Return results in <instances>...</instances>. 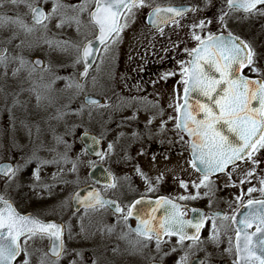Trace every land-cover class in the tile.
<instances>
[{
    "label": "snow or ice",
    "instance_id": "6c2138e0",
    "mask_svg": "<svg viewBox=\"0 0 264 264\" xmlns=\"http://www.w3.org/2000/svg\"><path fill=\"white\" fill-rule=\"evenodd\" d=\"M49 2L51 8L46 11L44 6ZM9 3L15 9L23 6L28 12L26 14L18 11L13 14L0 12V29H12L11 35L3 43L11 44L14 40H20L16 45V48L20 49L17 55L9 56V49L0 47V69H3V76L7 80L10 67L15 65L11 67V77L18 79L21 73L26 72V80L31 84V87L24 88V81H21L18 91L6 93V96L11 97L13 108L28 103L20 99V95L25 91L35 96L37 108L51 107L54 100L49 93L58 79L66 80V88L75 89V96L79 97L84 93L89 69L98 57L95 42L98 41L103 45V50L107 53L109 42L115 44L119 41L122 32L129 25L130 18L134 17L137 11L149 9L147 14L149 26L156 28L163 36L164 26L169 24L179 26L180 19L187 13L199 10L197 7L153 5L148 3V0H79V3H68L66 0H9ZM4 6L0 3V8ZM234 11L243 12L245 18L252 14L264 16V0H226V8L222 6L220 14L215 18L218 29L216 32L210 28L213 24L211 19H201L188 25L195 46L183 49L189 59L177 61L180 79L174 90L176 102L169 105L174 108L176 115L162 121L161 129H164L168 121H174V131L179 136V142L190 154L187 163L199 174L196 179L188 181L174 177L185 191H188L190 185L195 189L194 193L177 197L176 200L179 201L196 200L201 195V188L212 191L214 182L211 177L217 173H224L230 177L229 167L235 169L240 161L253 166L246 173V177L254 176L255 169L264 162L257 158L264 150V66L260 65L261 57L255 48L228 28L229 18ZM85 15L87 22L84 20ZM52 26L58 30L57 33L52 32ZM65 28H74L78 35L82 34V28L85 29L84 38L74 40L65 37L63 35ZM90 31L93 39L88 37ZM21 35L25 38L21 39ZM168 39L171 40V37ZM42 45H47L49 50L60 52L73 50L75 52L73 63L84 65L83 72L79 73L80 79L56 76L52 73L51 66L45 65L44 60L28 59L25 56V50L32 51ZM245 70L253 73L254 77L246 75ZM175 75H177L175 70L167 71L161 78L167 79ZM129 99L133 103L143 104L146 109L158 106V102L150 101L146 96H133ZM111 106V104H103L100 99H95L90 94H85L77 105V111L82 112L86 107ZM163 111L162 108L159 109L161 116ZM64 115H66L64 111L57 110L52 118L59 120ZM155 119L156 115H153L148 123L151 124ZM145 127L147 128V125ZM28 131L31 136V127ZM36 133L39 135V127L36 128ZM133 136H139V133H133ZM56 139L58 143H67L63 137ZM79 139L82 144L81 155H94L100 161H104L114 153V143H109L107 151H103L99 148L100 139L88 131H85ZM140 154H144L143 150ZM165 158L167 159V154ZM155 159L156 156L153 155L152 160ZM33 160L42 167L46 164L59 165L61 161L67 163L68 156L67 153H58L50 160H41L34 150L31 156L25 159L24 165L11 163L0 165V176L6 182L0 190V264H32V253L27 248L29 240L35 243L36 240L48 239L51 242L48 251L42 252L39 264H60L67 253L63 238L64 225L45 222L32 215H21L14 206V200L11 199L13 191L19 189V184L16 183L18 173L23 166ZM79 163L81 161L77 157V160L72 162V172H77ZM88 165L93 168V172L97 167H102V164L97 165L94 161H89ZM41 167H37L33 173L35 181L41 180ZM136 171L145 180L148 191H155L153 179L139 167ZM52 178L56 180L57 174L54 173ZM162 179L163 173H160L155 177V182L159 183ZM62 182L67 183V181ZM75 182L79 183V177ZM100 182L96 180V183ZM244 182L241 180V184ZM260 183L264 185V179ZM117 186L116 177L109 173L105 187L116 189ZM46 187L50 189L51 185ZM256 191L258 189L255 187L248 188L249 199L246 205L243 203L245 195L243 192L237 197L241 206L245 208L242 214L237 213L231 218L226 215L221 217L220 213L212 214L223 220L231 219L236 224L234 264H264V199H252V193ZM259 191L264 193V187ZM73 200L85 210L111 208L119 217L118 223L122 220L128 228L127 232L122 233L121 239H128L132 233H135L137 239L130 241L134 249L137 246L147 247L154 240L159 250L163 237H176L179 245L184 246L188 241L190 248L195 247L200 243V232L208 218V214L199 209L186 210L185 205L168 197H159L155 201H145L141 197L129 204L125 213V209L116 200L103 198L95 187L83 197L79 192L74 193ZM145 203L151 206V214L137 209V205ZM160 208L164 209V213L158 219L155 213ZM186 211H191L194 218L186 219ZM237 215L241 218L237 219ZM133 217L138 221L135 228L128 223ZM253 228L254 231H249ZM189 229L192 231L190 232ZM212 229V239L217 240L219 230L215 220ZM113 230L114 226L108 227L109 232ZM229 243L231 244V238ZM171 251H176V248L173 247ZM229 251L232 249L229 248ZM22 255L23 259H18ZM77 255H81L82 258V254L77 253ZM186 261L187 253L181 257L179 264H186ZM70 264H76V261H70ZM200 264L204 262L200 261Z\"/></svg>",
    "mask_w": 264,
    "mask_h": 264
},
{
    "label": "rangeland",
    "instance_id": "374dc122",
    "mask_svg": "<svg viewBox=\"0 0 264 264\" xmlns=\"http://www.w3.org/2000/svg\"><path fill=\"white\" fill-rule=\"evenodd\" d=\"M0 2L5 5L0 8V12L13 14L18 11L10 3H4L9 0H0ZM66 2L79 3V0H66ZM233 20L234 30L240 32L255 48L261 57L259 63L264 66V16L252 14L245 18V16L241 17L235 14ZM132 29L133 32L130 31V27L126 28L117 43H110L107 53L103 50L100 59L87 77L84 93L79 97L75 96V89L66 88V80H56L49 93L54 103L47 109L37 108L35 96L28 91L20 95L21 101L28 103L13 108L11 97L6 96V93L18 91L21 81H24V88L31 87V84L26 80V72L21 73L18 79L11 77V67H15V65L10 67L7 80L3 76V69H0V89H3L0 90V163L9 161L13 165H24L25 159L31 156L34 150L37 151L41 160H50L58 153H67L68 156V162L61 161L59 165L46 164L41 167L36 160H33L23 166L16 178L19 189L13 191L11 195V199L22 212L32 213L43 220L57 219L65 222L67 240H69V248L67 249L66 243V249L70 253L64 255L60 264H70V261H76V264H93V262L95 264H119L115 260V253L114 255L110 253L112 248L107 247L108 243L104 242L102 237L98 238L97 235L93 237L95 238L93 241L91 238L87 239L94 235V232L85 234L92 229L88 224L80 222L89 213L100 217L101 209L76 215L71 208L70 201L73 193L88 180L87 173L91 167L88 162L100 161L89 155H81L82 144L79 137L82 132L91 131L101 136L103 151H107L109 143H114V152H122L117 159H112L109 162L119 180L117 181V192L132 182L144 184L145 180L136 171L137 167H140L149 176L156 177L163 173V177L170 180L178 177L188 181L198 177L187 163L190 155L185 151V146L179 142V136L174 131V121H168L164 129H161L162 121L168 120L169 116L176 115L174 108L169 107L170 104H173L172 90H167L169 93L164 92L162 96L159 90H155L157 95L150 99L153 102H158L157 108H153L154 111L145 110L144 105L137 102L133 103L128 99L127 101L121 100L122 98L117 95L118 93L126 95L124 82L127 81L124 75L121 77L122 69L119 68L117 72H114L116 66L120 65L117 64L118 58L123 60L132 51L131 48L138 50L141 41L148 37L145 25L136 23ZM51 30L53 33L58 32L54 26L51 27ZM84 32L85 29L82 28V34L78 35L74 28H65L63 35L74 40H82ZM2 33L5 32L0 29V44L12 47V52H9L8 55L19 54L20 49L16 48V45L20 41L14 40L11 44H4L3 41L7 38L1 37ZM136 33L137 39L134 38ZM88 37H93L91 31L88 32ZM28 39H32V37ZM24 54L28 59H32L35 55L41 56L45 65H50L52 73L56 76L78 79V72L82 64L73 63L75 52L71 49L67 52H60L49 50L47 45H42L32 51L25 50ZM119 54L120 56H118ZM108 65L109 67L105 68ZM156 81L158 80L154 79L151 82L156 83ZM129 93L130 95L126 96H134L131 90ZM85 94L101 96L105 98L104 104L112 106L86 107L82 112H79L77 105ZM160 107L164 110L163 116L159 114ZM57 110L64 111L66 115L59 120L53 119ZM153 115H156V119L149 124ZM29 127L32 130L31 136H29ZM37 127L40 129L39 135L36 133ZM133 133H139V136H133ZM57 137H63L67 143H58ZM141 150H143V155L140 154ZM166 154L167 159L165 158ZM153 155L156 156L155 161L152 160ZM77 157L80 158L81 163L78 164L77 172H72V162L76 161ZM257 158L264 161V150L259 153ZM37 167H41L40 181H35L33 175ZM252 168L250 163L241 161L238 167L232 169L230 177L224 174L212 179L213 187L223 188L224 193H229L232 181L241 183V180H244L247 190L250 187L258 189L252 195H264L259 191L261 187H264L260 183L264 179V162L255 169L254 176L246 177V173ZM54 173L57 174L56 180L52 178ZM78 177L79 183H76ZM62 181H67V183ZM127 181L130 182L127 183ZM5 183L4 178L0 176V190L3 189ZM46 185H51V188L49 189ZM168 190L179 192L176 188ZM92 228L95 229V226ZM88 245L99 246L101 248L99 254L103 253V256L99 255L98 259L97 255L92 262H89L81 251ZM47 246V239L36 240L35 243L32 240L28 241L27 248L32 253V264H39L42 252L46 251ZM76 251L77 253L81 252L82 258L81 255L76 254L77 258L72 259L71 252L76 253Z\"/></svg>",
    "mask_w": 264,
    "mask_h": 264
},
{
    "label": "flooded vegetation",
    "instance_id": "af4514ba",
    "mask_svg": "<svg viewBox=\"0 0 264 264\" xmlns=\"http://www.w3.org/2000/svg\"><path fill=\"white\" fill-rule=\"evenodd\" d=\"M4 3H9V2H4ZM148 3L153 5H160V6L188 5L191 7H197L199 10L195 12L187 13L185 17L180 19L179 26L172 24L164 26L163 36L159 34L156 28L149 26L147 21V14L150 11L149 9H141L137 11L135 16L130 18L129 25L127 28L130 27V31L133 32L132 26H134L136 23L145 25V30L147 31L148 37L144 39V41H141L140 48L138 50H134L131 48L132 51L129 52L128 55H126L123 60L118 58L117 64L120 65L116 66V70H114V72H117L119 68L122 69L121 77L124 75L125 78L127 79V81L124 82V86H125L124 89L126 90L125 91L126 95H130L129 92L131 90L134 96L136 97L146 96L150 100L152 97L154 98V96L157 95V92H155V90H159V92L162 93L161 96L164 94V92H167V90L168 91L172 90L173 104H175L176 95L174 90L177 88V81L180 79L178 74L179 64L177 63V61L189 59L187 53H185L183 49L185 47L191 48L195 46V41L191 39L190 28L188 27V25L194 22H198L201 19H205V20L211 19L213 20V24L210 26V28L213 32H216L218 29L215 22V18L220 14V9L222 6L226 8V0H210V4H209V0H148ZM44 7L46 11L50 10L51 3L49 2ZM18 12L21 14H26L28 12V9L21 6L18 8ZM235 14L241 17L245 16V14L241 11H234L229 18L228 28L248 42V40L240 32L234 30L233 17ZM85 19L87 22V15H85L84 20ZM11 31H12L11 28L7 30H3V32L5 33H2L1 37L7 38L9 35H11ZM169 37H171V40L168 39ZM24 38L25 37L21 35V39ZM28 38L29 37H27V39ZM93 38L94 37H91L90 39ZM134 38L135 39L138 38L137 33L136 36H134ZM17 41L19 42L20 40L17 39ZM110 43L111 42H109V44ZM0 45L7 47L10 53L12 52L11 45H9V47L3 44ZM103 49L104 46L100 48L95 64L100 59ZM118 56H120V54ZM37 57H40L42 60H44L39 55H35L34 57H32V59ZM95 64L92 67V69L95 67ZM108 67L109 65L105 66V68ZM173 70L177 72V75L170 76L167 79L161 78L163 73ZM245 74L254 77V74L248 72L247 70H245ZM154 79L158 81H156V83L151 82ZM117 95L119 98H122L121 100L127 101L128 99L129 101H131L129 99L130 97L126 96L123 93H118ZM181 95H182V86H181ZM103 99L105 100V98ZM144 109L147 111L149 110L154 111L153 108L146 109L145 106ZM121 153H122L121 151H116L107 158H105L106 160L95 162L96 164L100 163L104 165L105 168L108 171H110V173L113 176L116 177L117 181H119L117 174L110 167L109 162L112 159H117L121 155ZM3 163L4 162H1L0 165H2ZM91 168L92 167L89 168L87 173V179H88L87 182L83 184L81 187L92 183L89 178V172ZM232 169H233L232 167H229L228 172L231 173ZM196 174L199 176L198 173ZM219 175H224V173ZM219 175L212 176L211 179H215ZM149 177L153 179V183L155 184V191H151V192L148 191V185L146 184V182H143L144 184L142 183L136 184L135 182L129 183L125 188L122 187L121 189H119L118 192L116 190L117 188L116 189L106 188L105 185H96V187L99 189L100 193L105 198L116 200L125 209V213L127 212L128 205L140 197H150V198L168 197L170 199L175 200V202L179 204L185 205L186 210L191 208L199 209L201 212L208 214V218L206 219L204 227L200 232V243L197 246L190 248L188 246L190 242L188 241L185 242L184 246H181L177 243L176 237H171V238L163 237L159 250H157L156 242L154 240L150 242L147 247L137 246L134 249L130 241H135L137 239L135 233H132L128 237V239H121L122 233L127 232L128 228L125 226L122 220H119L118 223L119 217L118 215L113 213L111 208H102L100 210L101 213L100 217L93 216V213H89L86 218H83L80 221L83 224H88L92 229L85 232V234L94 232V235L90 236L87 239L91 238V240L93 241L95 240V238L93 237L97 235L98 238L102 237L103 241L108 243L107 247L112 248V251H110V253H112L113 255L115 253L116 255L115 260L119 262V264H179L181 257L185 256L186 253H187L186 264H200V261H203L204 264H234V261L236 260V252H235L236 224L233 223L231 219L223 220L221 217L226 215L229 218H231L237 213H240V210L243 207L241 206V202L237 200V197L241 195V192L245 194L243 203L245 205L247 204V200L249 199V197L247 196V189L244 183L241 184L239 182L232 181V183L230 184L229 193H224L223 188H219V187L217 188L213 187V190L210 192L207 189L201 188L200 189L201 195L196 200L179 201L176 200L177 197H179L180 195H188L190 192L194 193L195 189H193L190 185L188 191H185L180 187L177 179L172 178L170 180L167 177H163V179L159 183H156L154 176H149ZM128 182L130 181H127V183ZM174 188H176L177 191L179 192L175 193L174 191L171 192L168 190V189L174 190ZM205 192H207V195H205ZM251 198L254 200H261L264 199V195H260V196L252 195ZM70 204H71V208H73L71 201ZM94 210L96 209L85 210L83 208H79V211H77V209L74 208L72 209L73 213H75L76 215L88 213ZM20 211L22 212V210ZM213 213H220L221 217L213 216L212 215ZM185 218L193 219L194 214L191 211H186ZM240 218L241 216L237 215V219ZM53 220L63 223L65 228L64 221H60L57 219H53ZM213 220H215L216 226L219 230L217 240L212 239ZM128 223L131 225L132 228L136 225V221L134 219H130ZM93 226H95V229L92 228ZM109 226H114V230L112 232L108 231ZM189 231L191 232L192 230L189 229ZM249 231H254V228L249 229ZM67 237L68 235L66 233V228H65L64 242H65V246L68 245L67 247L68 249L69 240H67ZM230 238H231V244L229 243ZM48 244H49V240H48ZM173 247L176 248V251L174 252L171 251ZM229 248H231L232 251H229ZM113 249H117V250L113 251ZM81 251L85 256V259H87L89 262H92L97 255H98V259H99V255L103 256V253L99 254L101 251V248L99 246L94 247L92 245H88L84 247ZM78 252L81 254L80 251ZM165 252H167V255H165ZM71 254H72V259L77 258L76 256L77 251L76 253L71 252ZM18 259H23V255Z\"/></svg>",
    "mask_w": 264,
    "mask_h": 264
},
{
    "label": "water",
    "instance_id": "95a60500",
    "mask_svg": "<svg viewBox=\"0 0 264 264\" xmlns=\"http://www.w3.org/2000/svg\"><path fill=\"white\" fill-rule=\"evenodd\" d=\"M164 6H168V5H164ZM173 6H185V7H191V6H188V5H173ZM101 44L98 42V41H96L95 42V47H96V50H97V52H99V50H100V48H101ZM0 47H5V46H2V45H0ZM34 59H41L40 57H37V58H34ZM97 59V58H96ZM96 59L94 60V62H93V65H94V63H95V61H96ZM93 67V66H92ZM91 67V68H92ZM91 68L89 69V72H90V70H91ZM83 70H84V65H83V68L79 71V73H81V72H83ZM79 73H78V79H80V77H79ZM93 98H95V99H100L101 100V102L103 103V99L102 98H100V97H98V96H94V95H91ZM89 132V131H88ZM83 133L84 132H82L81 133V135L80 136H82L83 135ZM91 135H93V136H96L98 139H100V145H99V148L102 150V139L98 136V135H96V134H94V133H92V132H89ZM91 156H94V155H91ZM94 157H96V156H94ZM6 163H11V162H6ZM6 163H3V164H6ZM12 164V163H11ZM97 165H101V164H97ZM110 172L102 165V167H97L96 169H95V172H93V168H91V170H90V172H89V175H90V178H91V180L93 181V182H95L96 183V180H100L101 182L100 183H97V184H100V185H105L106 183H107V181H108V174H109ZM217 174H220V173H217ZM217 174H215V175H217ZM112 175V174H111ZM93 187H95L96 189H97V187L94 185V184H89V185H86V186H83V187H81V188H79L76 192H79L80 193V195L83 197V196H85V195H87V192L88 191H91V189L93 188ZM75 192V193H76ZM101 194V193H100ZM101 196H102V194H101ZM103 198H105L104 196H102ZM144 199H145V201H149V200H151V201H155L156 199H158V198H150V197H143ZM105 199H107V198H105ZM138 199H141V197L140 198H138ZM138 199H136V200H138ZM108 200H111V199H108ZM71 202H72V206H73V208L74 209H77V208H82L83 206H81V205H77L76 204V202L73 200V196H72V200H71ZM15 206V205H14ZM137 209H140V210H142L143 212H147V213H149V214H151V206H149L147 203H145V204H141V205H137ZM18 211V210H17ZM243 211H245V208H242L241 210H240V214L243 212ZM19 212V211H18ZM163 213H164V209L163 208H160V209H158V211L155 213V215H156V217L159 219L161 216H163ZM21 214V213H20ZM21 215H32V216H34V217H36L34 214H32V213H26V214H21ZM37 218V217H36ZM39 219V218H38ZM132 219H134L135 221H136V225L133 227V228H135L136 226H137V223H138V221L135 219V217H133ZM45 222H55V223H57V224H62L61 222H57V221H54V220H49V221H45ZM63 225V224H62ZM51 243V242H50ZM50 243H49V246H48V248H47V251H48V249H49V247H50Z\"/></svg>",
    "mask_w": 264,
    "mask_h": 264
},
{
    "label": "trees",
    "instance_id": "16d2710c",
    "mask_svg": "<svg viewBox=\"0 0 264 264\" xmlns=\"http://www.w3.org/2000/svg\"><path fill=\"white\" fill-rule=\"evenodd\" d=\"M31 169V168H30Z\"/></svg>",
    "mask_w": 264,
    "mask_h": 264
}]
</instances>
